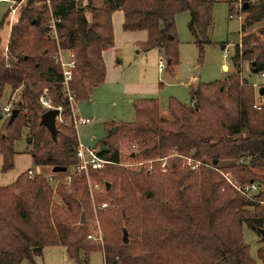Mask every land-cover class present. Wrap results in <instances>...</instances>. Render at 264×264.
<instances>
[{
	"label": "trees",
	"instance_id": "obj_1",
	"mask_svg": "<svg viewBox=\"0 0 264 264\" xmlns=\"http://www.w3.org/2000/svg\"><path fill=\"white\" fill-rule=\"evenodd\" d=\"M101 3L96 8L91 0L86 5L82 0H50V9L45 4L38 10L28 6L10 32L8 60H0V103L9 88L10 98L17 97L13 108L18 114L12 123L9 119L0 123L1 173L13 169L14 144L27 128L34 165L50 169L60 182L54 192L47 177L30 176L28 171H33L29 169L0 187V264L32 262L47 247L63 248L74 264H87L88 256L96 251L103 253L105 264H256L243 241L242 228L246 225L257 233L264 227V175L255 173L264 169V93L258 97L261 109L255 110L254 86L239 70L246 62L252 73H264V26L243 35L234 47L231 61L236 74L223 82L191 86L189 105L172 97L168 100L170 121L160 116L157 100L138 99L132 104L133 122L103 125L105 138L98 143V156L113 164L90 170L89 177L104 188L96 204L109 203L114 209L101 214L103 248L87 239L92 205L86 177L76 172L78 138L68 124L61 70L52 60L56 44L47 35L50 13L57 21L60 48L74 55L69 87L75 102H80L89 100L104 83L102 53L114 47V12H122L124 32L147 34L141 44L144 52L163 48L169 61L166 71L173 74L179 64L176 15L189 13L188 27L201 60L204 45L210 44L207 32L214 4L213 0ZM242 4L246 17L241 31L245 33L264 21V0ZM44 90L52 106L63 110L64 123L56 125V141L40 126V116L46 111L39 102ZM129 140L136 143L134 157L156 160L152 174L117 167V144ZM102 147L108 152H100ZM188 155L217 171L206 167L189 171L182 161ZM165 159L168 169L162 173L160 160ZM54 167L67 171L54 174ZM219 172L234 185L255 183L258 193L246 199ZM82 213L84 225L80 224ZM124 231L127 244L122 240ZM257 235L261 242L257 256L264 264V237Z\"/></svg>",
	"mask_w": 264,
	"mask_h": 264
},
{
	"label": "rangeland",
	"instance_id": "obj_2",
	"mask_svg": "<svg viewBox=\"0 0 264 264\" xmlns=\"http://www.w3.org/2000/svg\"><path fill=\"white\" fill-rule=\"evenodd\" d=\"M39 1L40 0H16L13 6V9H16V13L11 16L14 20L16 19L17 23L14 22L12 28H14L18 24L20 16L22 15L26 7L30 6L31 8L38 10L42 9L44 4L46 5L45 0H41L40 2ZM94 1L95 0H91V5L93 7H101V0H99L97 4ZM244 1L245 3H248L251 0H231L232 3L230 5L227 0H213L214 4L212 9V26L207 32V39L210 41V44L204 45L201 60H199L198 50L195 46V37L188 27V22L190 20L189 13L183 12L176 15L175 28L179 41V64L174 68L173 74H170L168 71H166V67L164 71L160 74L157 70L158 67L156 65L154 70L151 67L149 68L150 61L148 58L145 59L147 52H144L141 49L142 43H131L128 40H125L126 33H124L120 24H116L115 18V20L112 22L114 47L110 50V53L112 55V67H115L116 70L115 73H111V75L116 74V71L119 72L120 70L122 72H125L124 74L122 73L123 81H126L128 79L136 81L139 76L143 75V73H141L142 71H147V82H149L148 80H150L152 77H156L158 79V84H162L164 88L160 90L159 96L149 97L147 99L157 100L160 108V116L170 121L171 117L168 112V100L171 98L172 95H174L172 94L174 91H177L176 94L178 95V98L180 100L174 96L172 98L176 99L180 103L189 105L190 85L191 83H193V81H196L194 84L212 83L216 81L223 82L227 79L228 76L236 74L238 72L233 67L231 61V57L234 54V47L239 45L241 37L243 35L256 33L259 28L264 26L263 21L262 23L250 27L245 31V33H243L241 31V24L244 18L246 17L245 14H240L242 20L230 18V9H233L234 5L236 4L240 6V9H242V3ZM11 2L12 0H9V2L0 0V22L2 21L4 15L8 13L9 8L12 6ZM83 3L85 5L87 4V2ZM233 15H237L236 12H234ZM86 16L88 18V21H90L92 17L91 14L87 13ZM8 29L9 23L8 20L5 19L2 28L0 29V60L4 61L8 60L7 46L9 43L10 33H7L9 36L5 37V32ZM222 46H224L225 48L223 49ZM225 51H227L226 56ZM136 52H139V54L136 55ZM5 55L6 57L4 58ZM118 62L120 63L116 65V63ZM224 65L229 68V71L223 68ZM239 71L241 72V76L244 79H246L249 83L253 84L255 97L258 98L260 96L259 91L261 89H264V79L261 78L260 74L256 75L252 73L250 71L248 63L246 62H243L241 64ZM9 91V88L5 89L4 96L0 103L1 107L8 103H10L12 107H14V104L17 101V97L10 98ZM115 93L116 92L114 91L113 93H106L105 95H102L105 96V98H97L99 96H91L90 103H88L87 101L75 102L74 107L76 112H80L81 108L90 110L93 107L91 113H88L86 115L83 114V116H86L87 118L92 120V125L85 127L77 126L76 128L78 137L79 134H81V137L84 142L82 143L79 139V144L84 148L92 150L100 141L105 138V132L103 128V125L105 123L109 121L131 123L134 121L135 113L133 110V106L129 105L125 98H123L122 100L118 97V94ZM93 97H95L97 100ZM258 101H260L259 98L256 99V102ZM113 102H115L114 105H112ZM80 115L82 116V114ZM2 117L3 120L0 121L1 125L2 122L5 121V119H9V117H5L3 115ZM28 133V129L23 128L20 140L14 144V167L11 171H8L3 174L1 173L2 156L0 155V187L10 185L15 181L17 176L26 172L29 169L33 171V174H42L45 177L52 176L50 174V169L44 167H37L34 165L32 157L29 153L31 151V146L28 143ZM131 146H134V152L132 154L130 150L132 148ZM135 146L136 143L132 140L119 142L117 144V149L120 153V162L117 164V167L122 168L128 172L144 171L149 175L152 174L154 170V164L157 163L156 160L144 161L139 156L134 157V154L136 152ZM188 156L186 158H188ZM189 157L197 161V159H195L194 157ZM160 161L161 165L159 166V169L162 173H165L168 169L167 160L165 159L163 161ZM182 161L183 165L187 167L184 159ZM200 163L203 164V166L201 167L214 169L212 165L207 164L202 160L200 161ZM214 170L217 171V169ZM189 171L191 170L189 169ZM197 171L198 170L191 172ZM89 172L90 171H88L87 176L85 175L86 183L88 186V190L89 187L92 188L93 195L90 196V202L92 205V216L90 218L88 234H96L93 231V227H101L100 218L101 214L103 213L102 211L113 210L114 207L112 204L109 203H101L105 204L106 207L103 209L101 208V211H98L97 208H95L94 205L99 206L96 204V196L101 195L104 188L102 189L98 183H93L91 181V178L89 177ZM219 173L224 177L222 172ZM255 173L258 175H264V169L256 170ZM52 177L54 178V183L50 185L52 186L54 191L56 189L57 184L60 182V179L55 178L54 176ZM225 178L226 181L228 179L231 182V179L228 178V176ZM227 183L229 184V182ZM95 187L97 188L94 189ZM252 198L253 197H250V199H246L252 200ZM101 235L103 237L102 231ZM242 238L244 243L249 247V256L251 257V259L254 260L256 264H261L257 256V250L261 246V242L257 233L252 229L248 228L246 225H244L242 228ZM90 242L95 246H99L100 250L103 248V245L100 246L96 241ZM32 262L24 261L22 262V264H74L73 262L68 260L66 251L60 247L45 248L42 251L41 256L35 257ZM87 264H105L103 253L101 251L91 253L88 256Z\"/></svg>",
	"mask_w": 264,
	"mask_h": 264
},
{
	"label": "built area",
	"instance_id": "obj_3",
	"mask_svg": "<svg viewBox=\"0 0 264 264\" xmlns=\"http://www.w3.org/2000/svg\"><path fill=\"white\" fill-rule=\"evenodd\" d=\"M1 1H7L9 2V0H1ZM16 0H12L11 4L12 6L9 8V11L7 13V17L6 19L8 20L9 23V27L10 32L12 30V26L15 23H17L16 19L14 20L13 17L11 15H14L16 13V9H13V6L15 4ZM78 1V0H75ZM47 7L50 9V1L49 0H45ZM233 14L234 12H236L237 15H233L232 13H230V18H236L238 20H242L241 18V9L239 5H234L233 7ZM56 23L57 21L55 20V18L51 15L50 13V21L47 25V30H48V37L50 40L54 41L56 44V51L54 52V54L52 55V60L54 61V64L56 66H58L61 70V74H62V87H63V96L65 97V99L67 100L68 104H69V111H70V118H69V122L68 124L70 126H72L75 130L77 128V126H83L86 125L90 122V120L88 119H82L80 118L76 111H75V94L70 90L69 87V83L72 79V73L73 70L75 69V59H74V55L70 52V51H65L62 48H60L59 43H58V35H57V28H56ZM5 51V50H4ZM227 55V51H225V56ZM6 57V55L4 56V58ZM166 67V61L164 58H161L158 61V70L159 72L164 71ZM261 78L264 79V73L260 74ZM39 102L40 105L45 109H57L59 111V115L56 118V125L58 123H64V118H63V110L62 107H54L52 106L48 96H47V90L43 91L42 95L39 98ZM262 107V103L260 101L255 102L253 105V108L255 110H260ZM13 110V107L11 106L10 103L5 104L2 108H1V113L3 116L5 117H10L11 115V111ZM132 148L131 150V154L134 152V146H131ZM98 152L99 150L97 148L95 149H86L83 146H81L78 143V147H77V151H76V160H77V166H76V172L78 174H84V175H88V171L90 170H101L103 169L106 165H112L113 163L104 159V158H100L98 156ZM184 159L187 167L191 170V171H196L198 170L201 166H203L202 163H200V161H195L194 159L188 157H184L182 158ZM28 174L30 176H33V172L28 171ZM225 177V176H224ZM226 179V178H225ZM47 181L52 184L54 183V178L52 176L47 177ZM67 181L69 182V179H67ZM89 182V181H88ZM227 182H229V184L241 195H243L246 198L253 197L254 195H256L258 193V186L255 183H250V184H244V185H234L232 182H230L227 179ZM97 187H95L94 189H96ZM89 195H93L92 192V188L89 187ZM95 208H97L98 211H101V208H105L106 205L105 204H101L99 206L94 205ZM93 231L96 234H89L87 236V239L89 241H96L100 246L103 245V237L101 235V230L98 226L93 227Z\"/></svg>",
	"mask_w": 264,
	"mask_h": 264
},
{
	"label": "crops",
	"instance_id": "obj_4",
	"mask_svg": "<svg viewBox=\"0 0 264 264\" xmlns=\"http://www.w3.org/2000/svg\"><path fill=\"white\" fill-rule=\"evenodd\" d=\"M99 0H95L94 2L97 4ZM83 2H87V0H83ZM116 18V24H120L122 26L123 23V14L122 12L118 11L112 14V22L115 20ZM10 27L8 30H6L5 32V37H8L9 35L7 33H10ZM126 33V39L131 43H143L146 41L147 38V34L145 32H124ZM7 34V35H6ZM111 50V49H110ZM110 50H107L105 52L102 53V60L104 62V67H105V79H104V83L94 89L92 96H99L97 98H105L106 93H113L114 91L118 94V97L121 98L123 100V98H125L127 100V103L129 105H132V102H134V100H138V99H147L149 97H155V96H159L160 95V90L164 88V86L161 84H158V79L156 77H152L150 80H148L149 82H147V71H142L141 73H143L142 76H139L138 79L136 81H133L131 79H128L126 81H123V75L125 72H122L119 70L116 71V74L111 75V73H115V67H112V55L110 53ZM136 55L139 54V52L135 53ZM149 59L150 63H149V68L151 67L153 70L155 69V65L158 67V61L161 58H164V50L163 48H155L152 49L150 51L147 52V55L145 56V59ZM165 59V58H164ZM120 62L116 63V65H118ZM157 63V64H156ZM223 67H225V70L229 71V68L224 65ZM158 70V69H157ZM159 72V70H158ZM163 72V71H162ZM162 72H159L162 73ZM196 81H193V83H191L190 87L194 84ZM115 93V94H116ZM177 91H174L171 97H177L178 95L176 94ZM11 94V90L9 91V96ZM94 99H96L95 97H93ZM179 99V98H178ZM189 99H190V92H189ZM97 100V99H96ZM180 100V99H179ZM182 100V99H181ZM88 103L91 102V97L89 100H87ZM115 102L112 103V105H114ZM184 104V103H182ZM187 105V104H184ZM3 107V106H2ZM93 110H87L85 108H81L80 112L77 111V115L80 116L81 118H84L86 116H83L91 113ZM160 111V108H159ZM82 114V116L80 115ZM84 119H88L89 118H84ZM92 125V120H90V122L86 125H83L82 127L85 126H91ZM76 134H77V130H76ZM77 138H78V143H79V139L82 143L83 139L81 137V134H77ZM98 144L94 147L97 148ZM18 177V176H17ZM16 177V178H17ZM14 181V180H13ZM7 185V184H6ZM29 262V261H28ZM34 263V262H32Z\"/></svg>",
	"mask_w": 264,
	"mask_h": 264
},
{
	"label": "water",
	"instance_id": "obj_5",
	"mask_svg": "<svg viewBox=\"0 0 264 264\" xmlns=\"http://www.w3.org/2000/svg\"><path fill=\"white\" fill-rule=\"evenodd\" d=\"M222 48L224 49L225 47L222 46ZM166 64H169V61H167ZM252 65H254V63ZM223 68L225 69V67ZM263 93H264V89H261L259 91V95L262 96ZM17 114H18V111L16 109H13L11 111V115L9 117V123L13 122ZM58 115H59V111L57 109H48L40 116V126L44 127L50 133L53 141H56V136H57L56 118L58 117ZM100 152H108V149L105 147H102L100 148ZM66 171H67L66 168H60V167H54L52 169V173L54 174L66 173ZM85 223H86L85 215L82 213L81 218H80V224L84 225ZM257 233L261 237H264V227L262 229H258ZM122 240L124 244L128 243L126 231L123 232ZM113 264H116V262H114Z\"/></svg>",
	"mask_w": 264,
	"mask_h": 264
}]
</instances>
